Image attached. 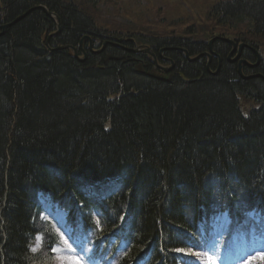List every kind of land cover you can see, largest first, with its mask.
<instances>
[{
	"label": "trees",
	"instance_id": "1",
	"mask_svg": "<svg viewBox=\"0 0 264 264\" xmlns=\"http://www.w3.org/2000/svg\"><path fill=\"white\" fill-rule=\"evenodd\" d=\"M100 1L0 0V264L51 261L58 233L39 220L38 193L101 249L120 240L119 264H186L212 202L234 218L264 212V57L243 51L256 65L242 79L230 46L102 27ZM208 13L233 42L264 41V0H215ZM131 37L172 63L163 80ZM83 38L76 56L58 49ZM240 98L257 108L244 115Z\"/></svg>",
	"mask_w": 264,
	"mask_h": 264
},
{
	"label": "rangeland",
	"instance_id": "2",
	"mask_svg": "<svg viewBox=\"0 0 264 264\" xmlns=\"http://www.w3.org/2000/svg\"><path fill=\"white\" fill-rule=\"evenodd\" d=\"M214 2L215 0H101L98 5V11L95 13V18L98 25L102 27L108 28L109 26H112L118 31L128 30V36L132 31H135L134 34L144 31L146 34L157 36H166L171 34L182 36L184 32H193L195 38H198L202 41L209 40L208 53L210 54L212 53V46L216 41L222 42L223 44L229 46L226 41L228 40L233 42L235 40V36L237 35L236 33H233L230 30L226 29L225 26H217L213 21L214 19L210 20L208 11L212 7ZM150 31L152 34L148 33ZM123 33L116 34L121 35L119 37L123 38ZM184 35H186V33H184ZM241 38L242 41L238 40L236 42H233L235 44L234 49L232 47L230 48L231 52L228 53L229 63L230 60L233 61H231V63L233 64L235 63L234 61L239 60L237 50V46L239 44H244L245 46H247L243 47L240 52L249 50L255 56V52L257 51L260 57H264V41L258 42L259 45L255 46L256 48H253L254 46L250 47L247 42L243 41L246 40L245 37ZM132 39L133 41L135 39V47H151L148 44L138 43L136 41V37ZM247 41H251V39L247 38ZM235 52H237L238 58H236L237 55L235 54ZM150 54H148V57L151 61L155 57L152 52H150ZM241 60L246 61L244 59H240L239 61ZM255 60L257 61L256 56ZM238 62L237 65L235 64L237 70ZM160 64L157 66V68L152 70V74L159 75V73H161L162 71V69L160 68H163L168 72L169 69L171 70L173 67L172 63L171 65L165 63V65L163 66ZM241 69L242 66L240 68V72ZM238 75L240 78L242 76L246 77V79H251L255 76H244L242 72L241 76L239 73ZM239 108L244 115H247L249 111L257 108V104L240 98ZM38 201L41 210L39 220L51 221L62 232V235L60 236L61 238H59V244L56 245L51 251L52 258L48 264H102L99 259L89 257L91 248L89 245H87L85 239H74L71 236V229L66 226V212L60 210L54 204L49 202L47 197L45 196L39 195ZM247 217L249 222L258 225V230L260 231V233L253 234L251 232L252 235L250 236L247 244L243 241L242 237H238L236 240L233 239L231 241V246L233 248L229 253L230 258L228 264L236 263V253L240 249L244 257L248 256L251 251L264 250V217H260L258 213L252 212L249 213ZM229 225L230 218L225 212L217 213L210 220L204 222L201 228L203 237L205 238V242L204 252L201 256L199 255L200 263H220L219 258L216 261L215 254L219 246V240L222 235L227 232ZM235 237L236 236L234 234L232 238ZM69 240H71V243H73V245H77V247L68 248L66 243ZM40 246L41 239L39 236H37L35 238L34 244L30 248L31 252H38ZM262 258L264 257H260V259Z\"/></svg>",
	"mask_w": 264,
	"mask_h": 264
},
{
	"label": "bare ground",
	"instance_id": "3",
	"mask_svg": "<svg viewBox=\"0 0 264 264\" xmlns=\"http://www.w3.org/2000/svg\"><path fill=\"white\" fill-rule=\"evenodd\" d=\"M38 9L39 10H42L48 17H50V18H52V19H55V24H56V26H58L59 27V22L57 21L58 20V18H57V20H56V16H54L53 14H51V13H49L46 9H45V7H43V6H38ZM83 40V39H82ZM85 40V39H84ZM83 42V41H82ZM82 42H80L79 44H78V48H75L74 46H67V47H69V48H73L75 51H77V49H79V51L81 50V44H82ZM91 47V46H90ZM138 48H140V50H141V52L142 53H146L145 51L146 50H148L149 52H152L149 48H148V46L146 47V46H137ZM91 49H92V47H91ZM120 49H123V50H125V51H127V48H124V47H120ZM137 49V48H136ZM69 50H71L72 51V49H69ZM88 50H89V48H88ZM91 51H93V50H91ZM163 49H159V51H158V57L161 59V57H162V54H163ZM134 52L135 53H137V50H134ZM82 53L85 55V53L83 52V50H82ZM155 57V56H154ZM155 59V58H154ZM166 62H168L167 60H165ZM155 62L156 63H154L153 65L155 66V67H157L159 64H158V62L156 61V59H155ZM138 68V67H137ZM111 179H112V177H106L105 178V180H103L102 182H100V185L102 186V187H105V186H108V185H110L112 182H111Z\"/></svg>",
	"mask_w": 264,
	"mask_h": 264
},
{
	"label": "water",
	"instance_id": "4",
	"mask_svg": "<svg viewBox=\"0 0 264 264\" xmlns=\"http://www.w3.org/2000/svg\"><path fill=\"white\" fill-rule=\"evenodd\" d=\"M56 20H57V18H56ZM57 21H58V20H57ZM58 32H59V27L57 26V31H56V33H58ZM84 39H87V38H83V40H84ZM83 40H82V41H83ZM82 41H81V42H82ZM226 43H227L230 47H232L233 49L235 48V44H234L232 41H228V40H227ZM243 47H247V46H245L244 44H239V45L237 46L238 55L240 54V51H241V49H242ZM58 49H72V51H73V53H74V56H76V51H75L73 48H69V47H67V46H64V47H59ZM249 49H250V48H249ZM89 50H90V51L92 50L90 46H89ZM138 51H141L140 48H137V52H138ZM145 52H146V54H150V52H149L148 50H146ZM254 52H255V51H254ZM150 55H151V54H150ZM238 55H237L236 58H238ZM151 56H152V55H151ZM202 56H207V55H202ZM255 56H256V58H257L256 63H258L260 57H259L257 51L255 52ZM152 57H153V56H152ZM196 59H198V58L195 57L194 59H190V61H192V60H196ZM242 65L247 66V67H249V68H252V67H255L256 64L252 66L251 64H249V63L246 62V61H243V60L239 61V62H238V73L240 74V76H241L240 68H241ZM241 78H242V79H246V77H242V76H241Z\"/></svg>",
	"mask_w": 264,
	"mask_h": 264
},
{
	"label": "flooded vegetation",
	"instance_id": "5",
	"mask_svg": "<svg viewBox=\"0 0 264 264\" xmlns=\"http://www.w3.org/2000/svg\"><path fill=\"white\" fill-rule=\"evenodd\" d=\"M230 48H231V47H230ZM230 52H231V50H230ZM230 52H229V53H230ZM235 54L237 55V52H235ZM213 57L216 58V59L220 62V59H219V58H217V57H215V56H213ZM250 57H251L252 61H255V56H254L253 54H252V56H250ZM240 59H243V58H242V52H240V54H239V60H240ZM239 60H238V61H239ZM226 61L228 62V54H227V56H226ZM231 61H232V60H230V64H233V63H231ZM238 61H234V62H235L234 64L237 65V62H238ZM232 62H233V61H232ZM228 63H229V62H228ZM166 73H167V71H166V72H162V71H161V73H159V76L165 77Z\"/></svg>",
	"mask_w": 264,
	"mask_h": 264
}]
</instances>
